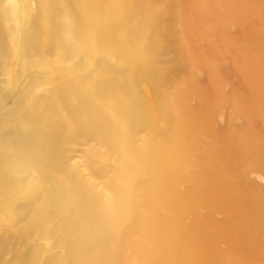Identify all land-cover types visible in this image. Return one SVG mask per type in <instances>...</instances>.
Listing matches in <instances>:
<instances>
[{
	"label": "rangeland",
	"instance_id": "374dc122",
	"mask_svg": "<svg viewBox=\"0 0 264 264\" xmlns=\"http://www.w3.org/2000/svg\"><path fill=\"white\" fill-rule=\"evenodd\" d=\"M129 1L134 8H158L164 13L161 23L165 28L164 45L155 53L148 52L145 37L136 49L127 42L119 43L121 49L115 47L116 44L103 43L98 30L109 26L106 16L93 20L87 18L92 15L90 12L79 13V8L75 9L80 19L77 24L69 17L64 22L62 30L66 28L69 35L64 37L63 43L51 41L36 49L23 46L21 38L29 31L31 19L40 22L43 37L49 36L47 0H0L3 46H0V93L6 95L0 98V264H85L78 258L87 250L97 248L96 241L79 246L77 236L62 238L67 233L62 220L76 207H65L62 215L49 222L51 210L43 197L47 193L48 203L67 204L85 186L87 191L106 201L118 189L116 182L135 180L138 183L140 177H136L135 169L131 168L124 132L118 128L125 121L110 107L116 94L128 98L120 83L128 87L127 90L135 91V98L145 104L150 114L145 125L162 126L163 115L157 107L162 92H166L172 103H176L177 95L183 97L185 115L191 113L189 120L183 123L188 139V147L184 149L189 152L177 170L164 178L163 188L167 189L168 196L158 203L156 220H173L180 231L192 228L195 220H201L206 225L225 226L232 241L239 246L247 242L261 243L254 231L258 213L253 211L243 225L241 219L250 210L245 207L246 203L258 202L264 197V156L258 155L264 149V108L254 104L260 99L264 101V65L254 81L260 88L259 95L248 94L252 88L248 81V60L257 56L264 63V50L256 52L257 47L264 44V0ZM148 22V35H152L158 23L153 17L148 18ZM127 71L131 75H127ZM111 80L117 83L111 86L108 84ZM61 90L68 92L70 102L72 98L77 107L78 98H90L84 104V111L80 110L81 116L86 120L87 116L94 121L98 119L102 126L66 120L65 133L72 138L66 140L60 155L65 168L53 175L31 164L42 160L39 155L16 152L15 147L24 145L17 135L28 131V127L21 130L19 126L21 122L27 123L29 117L38 118L39 126L49 131L47 125L52 114L49 107L57 101ZM17 94H21L19 98ZM249 98L256 99L250 102ZM176 104L173 106L180 105ZM135 123L137 129L130 135L137 147L154 146L170 137L169 132L153 137L143 123ZM34 131L36 128L31 129ZM231 140L240 142L243 150L239 147L238 153L236 150L231 153L228 150ZM249 143L256 147L255 155L246 157L245 147ZM231 155L237 158L234 165ZM199 164H204L209 172L208 184L219 182L236 192L240 205L233 217L229 218L220 208L210 211L203 205L195 211L168 209L171 198L186 201L196 188V178L202 172ZM22 166L27 171L13 181L11 176L19 174L18 168ZM126 168L127 177H120ZM36 197L38 200L30 204ZM210 201L207 200L208 205L213 206ZM35 207L41 208L40 216L29 214ZM41 217L44 224L37 228L35 222ZM84 220L82 218L81 222ZM261 228L256 232L264 233V223ZM155 229L154 223L149 233ZM36 233L47 238V242H36ZM18 235L29 240L27 245L18 246ZM138 242L137 257L133 254L129 264H146L152 252L148 236ZM33 246L37 249L31 252ZM74 246L77 258L73 259L68 253ZM214 248L223 264H264V260H254L248 255L241 262L233 261L225 239ZM129 252L131 249L127 247L125 253Z\"/></svg>",
	"mask_w": 264,
	"mask_h": 264
},
{
	"label": "bare ground",
	"instance_id": "6f19581e",
	"mask_svg": "<svg viewBox=\"0 0 264 264\" xmlns=\"http://www.w3.org/2000/svg\"><path fill=\"white\" fill-rule=\"evenodd\" d=\"M76 8H79V13L82 10L90 12L92 15H87V18L93 20L106 16L109 26L98 30L99 38L103 43L116 44L115 47L121 49L118 46L119 43L127 42L136 49L144 41L145 37V40L148 42L147 50L149 53H155L164 45L165 28L161 23L164 21L165 15L158 8L145 9L143 6L134 8L129 0H47L45 9L50 26V30H48L49 36L47 38L43 37L40 22L37 19H31L29 31L23 34L21 38L23 46L29 45L31 48L36 49V47L49 45L52 43L51 41L57 43V40L58 42L61 40L63 43L64 37L69 35L66 33V28L62 30L64 22H67V17L74 21L75 24L80 21L77 15H75ZM83 16L86 17L84 13ZM151 17L158 24L155 27L154 34L148 35L150 29L148 18ZM133 22L135 24H132ZM0 46H2L1 35ZM263 48L264 44L261 47H257L256 52H260L258 49L264 50ZM263 65L264 63L257 56L251 57L248 60V81H251L252 84V88L248 91V94L251 96L259 95L260 88L254 81L257 79V71L262 69ZM129 74L131 75V72L128 73L127 71V75ZM116 81L111 80L108 84L112 86L113 83H117ZM120 84L128 98H120L121 96L118 93L116 94V98H112L110 107L117 116L122 117L123 121H125V124L120 123V127H117L122 128L124 132L123 134L128 144L129 158L132 160L133 167L131 168L135 169L136 177H140L138 183L135 180L116 182L118 189L114 192L112 198L106 201L100 200L97 195L87 191L85 186L81 187L76 193L75 199L67 202V204L53 205L52 202L48 203L49 196L47 193L43 197V200L49 204L51 210L50 217L48 218L50 219L49 222L52 221V218L62 215L61 213L65 207H76L70 215L68 214L67 218L62 220V223L67 227V233L62 238L66 240L72 236H77L79 246H85L92 241L97 242V248L87 250L78 259L82 260L85 264H129L133 254L136 256L139 239L146 235L150 239L152 249L148 259L146 260V257L143 258L144 261L146 260V264H223L220 260L221 257L214 250V247L221 239H225L228 242L230 256L233 261L238 260L241 262L246 255L254 260H264V233L256 232V230L263 229L261 227H263L264 223V197L258 200V202L246 203L245 207L250 210L241 219L243 225L250 219L253 211L258 213V222L256 219L254 220V231L256 238L261 240L259 245L247 242L243 246H239L232 241L229 232L227 233L223 225H206L201 220H195L192 228L180 231L178 223L173 220L164 218L156 220L154 215L159 207L158 203L168 196L167 189L163 188L164 178L177 170L189 152V150L184 149L188 147V139L186 126L183 123L189 120L188 117L191 116V113H189L190 116L185 115L187 111L181 104L183 97L176 94V103H179V106L182 107L180 109L179 106H173V104H177L169 101L170 99L167 97L166 92H162L157 99V107L158 109L160 108V112L163 115L162 126L156 127L152 123L145 125L146 121L150 118V114L144 108L145 104L139 98H135V91L131 89L127 90L128 87L126 89L124 84ZM191 90L194 94L195 89L192 88ZM4 94L0 93V98L2 96L5 97L6 95ZM19 95L21 94H17L16 97L19 98ZM57 97V101L49 107L52 113L49 115L50 120L47 125L49 131L39 126L40 124L37 122L38 118L34 116L29 117L26 119L27 123L21 122L19 126L21 130L28 127V131H22L17 135L18 138L21 137V140L24 141V145L22 147H15L16 152L20 150V152L34 156L39 155L42 160H35L31 164L52 172L53 175L57 174L62 168H65L60 155H62L66 140L71 137L67 132L65 133L66 120H75L77 124L87 123L95 125L98 128L102 126V122L98 119L94 121L92 117L87 116L86 120L81 116L80 112L84 111L86 108L84 104L90 98H78V108L77 105L72 103V98L70 102L66 90L59 91ZM255 99L249 98L248 100L251 102ZM254 104L261 105L264 108V101L262 99L255 101ZM203 108L202 112H204ZM171 114L173 115L172 117ZM135 122H140L139 124L143 123L149 133L153 134H151L153 137L156 134H161V132H169L170 137L168 136L167 139L162 140L154 146L147 145L146 148L145 146L137 147L131 141L132 135H130L137 129ZM32 128H36L34 133L31 132ZM102 133H104L103 130ZM228 145V150L230 149L231 153H234L235 150L238 153L239 147L243 150L240 142L236 143V141L231 140L230 143L228 142ZM255 149L256 147H254L253 143L246 144L245 151L247 154L244 153V155L246 157L255 155ZM16 155L18 154L16 153ZM225 155L227 156V154ZM258 155L264 156V149ZM231 158L234 165L237 158L232 157V155ZM199 165L202 172L196 178V188H194L186 201L171 198L168 209L173 212L182 208L195 211L200 205H203L210 211L214 208H220L227 213L229 218L230 216L233 217L237 214L236 208L240 205L237 201L236 192L233 191L234 189H230L229 191L219 182H216V185L208 184L210 182L209 172H207L204 164ZM25 168L24 166L18 168L19 174L15 173L11 176V179L17 181L27 171ZM128 171V168L123 170L120 177L126 178ZM113 186L115 185L113 184ZM36 198L30 204H34L39 197ZM207 200H211L210 204L213 206H209ZM37 208H31L32 211L30 210L29 214L40 216L42 210L39 207ZM82 218L85 220L81 222ZM23 219H26V216ZM43 219L41 217L38 221L36 220L35 225L37 228L44 224ZM154 223L156 229L149 233L148 229ZM23 224L21 222V225ZM101 234H103L102 237L98 238ZM34 236L36 242L44 243L48 240L38 233ZM18 238V246L27 245L28 239L24 236H19ZM76 246L70 248L68 253L69 258H77L75 257L77 255ZM13 247L17 249L16 246ZM127 247L131 249V252L125 253ZM30 249L32 250L31 252H34L37 247L33 246ZM11 264L13 263L11 262Z\"/></svg>",
	"mask_w": 264,
	"mask_h": 264
}]
</instances>
